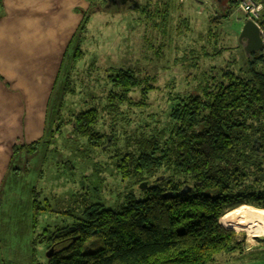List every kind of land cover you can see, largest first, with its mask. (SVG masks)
<instances>
[{"label":"trees","instance_id":"obj_1","mask_svg":"<svg viewBox=\"0 0 264 264\" xmlns=\"http://www.w3.org/2000/svg\"><path fill=\"white\" fill-rule=\"evenodd\" d=\"M235 1L214 3L219 12L229 14ZM261 1L258 23L264 27ZM162 3L153 15L154 25L166 34L176 6L172 1ZM212 22L221 20L215 17ZM84 26L81 20L68 44L64 53L67 63L74 64L84 55L79 44ZM184 27L190 28L188 16L178 23L177 33ZM208 32L210 35L211 30ZM242 53L245 67L203 74L199 92L183 96L171 106L168 129L145 135L147 138L141 132L132 133V138L123 141L122 155L115 162L123 180L134 178L138 185L148 181L146 175L154 171L163 173L164 178L150 179L141 189L142 198L125 193L117 209L91 202L73 224L46 226L30 244H45L47 250L53 247L54 254L47 263L34 256L32 264H215L220 254L242 256L246 244L220 219L243 203L264 209V47L249 56ZM107 79L119 90L109 93L113 108L146 107L149 93L156 88V77L139 78L127 68L113 70ZM100 117L96 108L82 111L75 115L72 131L86 138L91 147L108 150L112 137L117 140L118 124L112 123L115 129L108 135L97 128ZM37 144L34 141L15 149L33 152ZM18 200L22 211L18 220L32 223L34 233L39 216L55 212L47 199L43 204L35 193Z\"/></svg>","mask_w":264,"mask_h":264},{"label":"rangeland","instance_id":"obj_2","mask_svg":"<svg viewBox=\"0 0 264 264\" xmlns=\"http://www.w3.org/2000/svg\"><path fill=\"white\" fill-rule=\"evenodd\" d=\"M162 1L137 0L138 7L120 9L105 0H91L89 8L81 13L85 26L79 33V44L84 55L74 64L67 63L68 59L61 55L57 67L42 77L38 108L27 109L21 133L19 130L12 144L11 162L9 158L0 165V253L7 262L32 264L36 256L41 263H47L49 249L45 244L31 246L30 240L46 226L73 224L82 218L87 203L101 202L105 208L117 209L125 193L142 198L137 180H123L116 170L123 141L140 132L150 137L168 129L169 109L181 97L199 92L197 87L203 74H214L225 67L235 70L241 65L245 67L243 47L239 46L242 26L234 24L236 18H243L237 0L229 14L219 12L215 0H201L202 7L196 0H167L179 8L172 11L166 34L154 25L153 17ZM186 16L190 28H181L178 34V23ZM215 17L221 22H212ZM221 47L224 49L217 55L215 52H220ZM212 52L215 54L211 55ZM193 56L197 58L192 59ZM236 59L237 64H233ZM119 68L131 69L139 78L156 77L148 106L112 107L109 93L119 90L107 79V74ZM33 80L34 77H22L21 82ZM132 95L137 96L134 92ZM91 108L100 112L97 127L100 131L110 135L114 124H118L117 140L112 137L113 145L108 150L91 147L86 138L72 131L75 115ZM38 114L40 122L34 120ZM32 132L36 135L33 139ZM34 141L38 142L36 150L18 152L23 144ZM15 169L18 172L14 173ZM162 175L154 171L146 175V182ZM34 193L43 204L47 199L55 211L39 216L36 233L32 231V223L18 220L22 212L18 209L21 203L18 198L25 200ZM227 229L235 230L250 248L264 249V235L250 236L243 230ZM238 254H220L216 261L223 264L233 256L237 259Z\"/></svg>","mask_w":264,"mask_h":264},{"label":"crops","instance_id":"obj_3","mask_svg":"<svg viewBox=\"0 0 264 264\" xmlns=\"http://www.w3.org/2000/svg\"><path fill=\"white\" fill-rule=\"evenodd\" d=\"M90 4L91 0H0V165L9 158L11 162L12 144L27 109L38 108L42 77L64 57ZM22 77L34 80L21 82ZM263 251L246 248L241 257L223 264H264Z\"/></svg>","mask_w":264,"mask_h":264},{"label":"bare ground","instance_id":"obj_4","mask_svg":"<svg viewBox=\"0 0 264 264\" xmlns=\"http://www.w3.org/2000/svg\"><path fill=\"white\" fill-rule=\"evenodd\" d=\"M226 228L243 230L250 236L264 235V209L246 203L226 211L220 219Z\"/></svg>","mask_w":264,"mask_h":264},{"label":"water","instance_id":"obj_5","mask_svg":"<svg viewBox=\"0 0 264 264\" xmlns=\"http://www.w3.org/2000/svg\"><path fill=\"white\" fill-rule=\"evenodd\" d=\"M239 40L245 51V54L249 56L251 53L262 50L264 47V38L262 36V29L251 19H247L242 25L239 34ZM159 179V178H157ZM149 183L144 181L138 186L139 189L147 187ZM185 192V190H184ZM250 245H246V248H250ZM54 254V248H50L46 256L51 258Z\"/></svg>","mask_w":264,"mask_h":264},{"label":"built area","instance_id":"obj_6","mask_svg":"<svg viewBox=\"0 0 264 264\" xmlns=\"http://www.w3.org/2000/svg\"><path fill=\"white\" fill-rule=\"evenodd\" d=\"M196 1H198L197 3L198 5H200V3L202 4L201 0H196ZM238 3H239V11L243 13V18L240 19L236 18L234 20V24L241 26L245 18H247L253 20L259 27H261L260 24L258 23V20L263 10V4L258 0H238ZM202 5L200 6L202 7ZM212 14H215V12H213ZM262 33H264L263 30Z\"/></svg>","mask_w":264,"mask_h":264},{"label":"flooded vegetation","instance_id":"obj_7","mask_svg":"<svg viewBox=\"0 0 264 264\" xmlns=\"http://www.w3.org/2000/svg\"><path fill=\"white\" fill-rule=\"evenodd\" d=\"M110 5H115L117 7L124 8H130L132 9V6H139L140 4L137 2V0H105ZM141 7V6H140ZM250 249V248H248Z\"/></svg>","mask_w":264,"mask_h":264},{"label":"clouds","instance_id":"obj_8","mask_svg":"<svg viewBox=\"0 0 264 264\" xmlns=\"http://www.w3.org/2000/svg\"><path fill=\"white\" fill-rule=\"evenodd\" d=\"M246 20H247V18H245V20H244L243 24L245 23V21H246ZM243 24H242V25H243ZM242 25H241V26H242ZM237 26H238V25H237ZM241 26H240V27H241ZM260 28L262 29V27H260ZM262 30H263V29H262Z\"/></svg>","mask_w":264,"mask_h":264}]
</instances>
